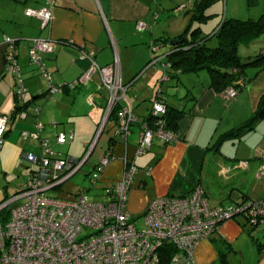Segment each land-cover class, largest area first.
Wrapping results in <instances>:
<instances>
[{
  "label": "crops",
  "instance_id": "obj_1",
  "mask_svg": "<svg viewBox=\"0 0 264 264\" xmlns=\"http://www.w3.org/2000/svg\"><path fill=\"white\" fill-rule=\"evenodd\" d=\"M53 1L52 21L42 26L38 19L27 17L25 10H39L49 0H0V116L8 120L4 141L0 145V205L16 196L26 182L21 178L19 159L33 152L30 150V140H23L20 134L33 133L36 122L43 126L41 139H52L57 132L58 128L48 131L45 114L40 118L44 107L52 105L49 110L53 112L52 120L57 125L62 119L65 120L59 110L69 106L70 114L72 107L73 112H84L87 118L92 114L97 118L104 116V91L95 100L96 109H92L89 103V96L96 91L99 82L96 74L89 86L70 88L90 66L88 60L81 58L82 50L93 51L94 61L100 67L111 65L117 56L121 82L128 86L127 95L141 123L148 116L138 111L140 105L147 102L150 104L155 99V94L151 96V93H155L159 77L163 75L161 66L166 61L164 56L172 51L171 46L161 43L159 38L167 37L168 42L177 37L156 35L154 0ZM139 22L146 25V30H136ZM6 39L14 43L23 85L27 91L22 104L27 114L25 119L19 118L16 112L19 104L15 96V78L5 66V54L11 49ZM34 39L62 42L57 44L52 54L43 56L45 67L51 74V83L66 86L62 93L50 96L47 82L30 63L27 50ZM153 44L159 45L156 54L163 56L156 66L149 64L153 56L149 48ZM246 78L249 81L237 89L236 98L227 100L222 93L211 88L207 72L181 74L171 69L169 79L164 81L167 88L160 81L159 91L168 108L184 112L178 130L179 140L166 146L154 141L147 154L141 158H136L137 143H129L130 136L127 144L116 142L108 153L111 161L102 173L98 187L106 188L118 182L122 177L125 159L132 160L137 171L128 192L127 209L135 224L142 218L151 201L166 195L189 192L198 185L204 189L211 206H224V203L233 205L244 199L264 198V191H260L256 183L264 180L257 176L259 168L264 169L260 151L264 146V137L257 138L255 135L258 126L264 130V122L257 123L253 131L237 138L223 139L220 145L213 147L223 135L247 122L258 107L264 94V71L247 68ZM138 84L141 86L138 87ZM145 84L148 88H145ZM152 86L153 90L150 89ZM82 93L86 97L81 98ZM36 108L39 117L32 114ZM109 123L112 127L106 134L107 147L108 139L115 131L114 122L107 121L105 129ZM94 126L96 133V124ZM134 126L138 137L139 127ZM71 134L74 140V133ZM88 163L90 169L97 164L96 161ZM240 163H246V166ZM24 168L28 171L27 180L32 168ZM213 196L215 199H212ZM247 227L245 220L240 217L224 223L215 234L197 245L193 254L194 264L259 263L256 260L255 244L246 232ZM222 253L225 255V263L220 260Z\"/></svg>",
  "mask_w": 264,
  "mask_h": 264
},
{
  "label": "built area",
  "instance_id": "obj_2",
  "mask_svg": "<svg viewBox=\"0 0 264 264\" xmlns=\"http://www.w3.org/2000/svg\"><path fill=\"white\" fill-rule=\"evenodd\" d=\"M54 1L39 10L27 9L25 15L38 19L47 26L53 18ZM186 7L181 11H185ZM139 22L136 30H146ZM5 42L11 49L5 54V66L15 78V96L19 106L25 101L26 88L18 63V54L12 40ZM62 42L51 39H34L27 50V56L39 74L47 82L50 96L62 93V86L51 83V74L43 62L45 54H52ZM159 45H151L152 60L156 66L163 56L156 54ZM161 56V57H160ZM165 57V56H164ZM81 58L90 66L70 86L91 82L96 74L99 78L96 91L89 96L92 109L99 93H106L104 116H94L97 130L95 138L87 146V154L80 160L57 157L49 147L51 139H41L42 124L36 122L33 133H21L23 140L38 141L40 154L26 153L22 159L32 165L21 191L11 200L0 205V212L9 205L18 204L9 210L8 218L0 221V264H159L162 248L170 245L174 254L168 264H194V250L197 245L210 238L226 222L243 218L248 225L264 224V198L240 202L229 207L211 206L204 189L195 186L186 193L162 196L151 201L145 209L142 226L131 220L127 209L128 192L137 168L132 160L125 159L121 179L104 188L100 201L90 200L88 191H82L74 200L67 201L50 194L79 172L88 161L96 146L98 134L104 130L110 114L116 110L114 133L127 144L131 127L138 125L135 156L145 154L156 140L162 145L175 143L179 136L167 129L161 118L167 106L158 90L149 112V120L139 123L134 107L127 95L128 86L122 84L119 61L116 56L111 65L100 67L94 61L93 51H81ZM161 82L169 79L170 64L163 63ZM227 100H234L237 90L228 87L221 92ZM39 110L36 109L37 117ZM19 118L27 116L24 108ZM8 120L0 116V145L4 141ZM55 143L64 145L73 136L56 134ZM264 160V155H262ZM110 156H104L89 171L92 189H96L102 173L110 163ZM246 166V163H240ZM257 176L264 178V169ZM96 187V188H95Z\"/></svg>",
  "mask_w": 264,
  "mask_h": 264
},
{
  "label": "rangeland",
  "instance_id": "obj_3",
  "mask_svg": "<svg viewBox=\"0 0 264 264\" xmlns=\"http://www.w3.org/2000/svg\"><path fill=\"white\" fill-rule=\"evenodd\" d=\"M199 1L201 0H154V13H155L154 15H156L157 17L155 24L157 25L156 35L166 36L167 34H169V36L171 37L173 36L179 37L183 35L191 39L190 32L189 31L185 32L188 28L193 30L196 27H200V30L202 31L203 35L211 34L224 19L233 18L240 21H249V20L256 21L264 14V0H211L209 1L208 5L202 6L204 8H200V9H204L202 13L203 15L207 16V18L204 22L198 24L197 22H194L193 17L196 14L195 12L196 2ZM184 7H186L185 11H181V9ZM159 39L166 40L167 37L162 36V38ZM208 44L210 47L216 46L217 44L216 39L215 38L211 39ZM149 50L151 52L150 48ZM260 51H264V36L248 46L240 45L238 53L241 60L244 62L248 57L255 56ZM170 70H171V66L169 71ZM169 71L168 73H170ZM202 74H206V73H202ZM159 80L161 81L160 77ZM160 81L157 83V87L155 88V93L153 91V93H151V96H154L155 94L156 97L157 91L159 90V86L161 84ZM88 83L89 84L85 83L84 85H82V87L83 86L87 87L91 84V82ZM165 84L167 85V83L164 82V85ZM137 86L139 87L141 86V84H138ZM145 88H148L146 84H145ZM165 88H167V86ZM150 89L153 90L154 87L152 86ZM145 93L149 94L146 92V90ZM82 94L83 96L81 95L80 96L81 98L86 97L85 93ZM169 95H173V94L169 93ZM151 105L152 103L149 104V102L144 103L143 105H140L138 111L142 113V115L146 114L145 117H147L149 116ZM49 106L52 107V105L49 104L46 107H44L43 110H41L42 112L40 118H42V116L45 114L46 116L45 119L48 120L47 122H45V125L49 132L58 128L57 132H55L53 137H55V135L59 133H63L66 136H69V134H71L72 132L74 133V140L68 141L64 145L56 144L54 138L51 139L49 137L51 139V142L49 143V147L51 148L52 152L57 157H63V158H66L67 156H70L73 159L85 157V155L87 154L86 145L92 142L95 138V133H94L95 122L93 121V119H91V116L88 115L89 118H87L85 117L84 112H82L81 114L75 111L73 112L72 107L70 114V106L64 107V109L59 110V113L60 115L65 117V120L62 119L60 124L57 125L56 124L57 122L55 123L52 120L53 112L49 110ZM36 109H33L32 112L33 115L35 114ZM37 117H39V113ZM92 122L94 124H92ZM110 127H112L111 123L108 124L103 134L98 138L96 146L93 150L94 152L93 154H91L89 158V162L96 161V163H98L104 157V151L107 148L106 134L109 133ZM89 130H91L90 134H89ZM131 131L132 134L129 137V143L135 144V142L137 143V129L135 128V126L131 127ZM257 131L258 133L255 134L257 135V138H261V137L263 138L264 130L260 129L258 126ZM29 144H30V150L33 153L39 155L41 152L39 142L30 140ZM27 150H29V146ZM260 151L261 154L264 155V146L260 148ZM146 154L147 153L136 156V158H141ZM19 164L22 170L21 178L22 180L24 179L23 182H25L28 171L27 168L26 169L24 168V166H28L30 168L32 167V165L27 163L25 160H23L22 157L21 159H19ZM90 170L91 169L89 163L85 164L79 172H77L71 178L65 181L60 187L50 191V194L52 196H55L63 200L72 201L75 199L78 193L82 191H88V197L90 198V200L100 201L103 198L102 196L103 191L100 190L99 187L98 188L95 187L96 189H92L88 176ZM256 183H257V188L260 191H264V180H260L259 182L257 181ZM216 189H218V186H216ZM217 192L219 193V191ZM214 197L215 196H213L212 199H215ZM17 204L18 203L11 204L10 207L6 209V212L12 207H15ZM223 205L225 207L231 206L227 203H224ZM142 219L143 218H140L139 221L136 223L137 227H140V224L142 223ZM251 236L253 237L252 240L257 250L256 260L259 261V263L257 264H264V225L262 224L258 226L257 230L253 231Z\"/></svg>",
  "mask_w": 264,
  "mask_h": 264
},
{
  "label": "trees",
  "instance_id": "obj_4",
  "mask_svg": "<svg viewBox=\"0 0 264 264\" xmlns=\"http://www.w3.org/2000/svg\"><path fill=\"white\" fill-rule=\"evenodd\" d=\"M209 1L211 0H201L199 2H196L195 5L196 14L193 17L194 22H197L199 24L206 20L207 16L203 15L202 13L204 9H200V8H204L202 6L208 5ZM188 31L190 32L191 39L183 35L176 37L175 39L181 40V42L177 43L176 46L172 47L171 48L172 51L165 56L166 61L164 63L166 62L170 63L172 70L179 71L181 74L198 73L200 71H205L210 76L211 88H213L216 92L219 93L223 92L228 87H231L236 90L238 88L240 89L246 82H248L249 80L246 78L247 68H256L258 71H264V51H260L255 56L248 57L244 62L241 60L238 53L240 45L248 46L264 36V14L256 21H251V20L240 21L233 18L224 19L211 34L203 35L202 31L200 30V27H196L193 30L188 28L185 32ZM213 38L216 39L217 44L214 47H210L208 43ZM163 41L167 42V40H163ZM152 58L153 57L150 58L149 64ZM81 86L82 85L75 86L74 89ZM65 89L66 88H63V90ZM23 108H24L23 106H19L16 109V112L19 113V111H21V109ZM183 116H184L183 111H179L175 108L167 107L166 113L161 118L166 124L167 129H169L171 132L179 136L178 130ZM115 117H116V110H114L110 114L108 122L115 123L116 120ZM149 119L150 118L147 117L146 120ZM259 122H264V94L262 95L258 107L251 116V118L247 122L240 125L239 127L223 135L222 139L221 138L218 139L213 147H217L218 145H220L223 139L237 138L247 132L253 131L256 124ZM96 130H97V126H96ZM104 130L102 131L101 135L103 134ZM118 141L121 140L119 139V136L114 133L113 136H111L108 139V147L105 151L106 154L104 156L108 155V153L112 150L113 145ZM170 144H165V145L160 144V145L166 146ZM87 146L88 144L86 145V148ZM67 157L72 158L70 156ZM80 159L82 158H78L76 160H80ZM88 162L89 159L85 164H87ZM99 189L102 191L104 190V188H99ZM175 195H179V194H175ZM166 196H172V195H166ZM247 201H252V200L244 199L241 202H247ZM8 215H9V211L6 212L5 209L2 210V212L0 213V217L2 218H0V220L5 221L8 218ZM143 215L144 214H142L141 216L142 218ZM142 223H143V219H142ZM246 226H248L246 229L248 236L251 239H253V237L251 236L252 232L255 231L258 226L248 225L247 222H246ZM167 246L168 247L162 248L163 253L161 254L159 264H168L172 257V254H174V249H172L170 245ZM224 256L225 255L223 253L220 254V260L221 262L225 263L226 261L224 259Z\"/></svg>",
  "mask_w": 264,
  "mask_h": 264
},
{
  "label": "water",
  "instance_id": "obj_5",
  "mask_svg": "<svg viewBox=\"0 0 264 264\" xmlns=\"http://www.w3.org/2000/svg\"><path fill=\"white\" fill-rule=\"evenodd\" d=\"M160 42H161V43H164V44H167V43H168V44H169V46H171V47H174V46H176V45H177V43H180V42H181V40L174 39V40H170V41H168V42L161 40ZM100 135H101V132L98 134V136H97V138H96V141H95V142H97V140H98V138L100 137Z\"/></svg>",
  "mask_w": 264,
  "mask_h": 264
}]
</instances>
